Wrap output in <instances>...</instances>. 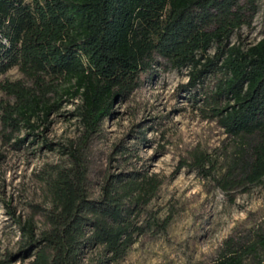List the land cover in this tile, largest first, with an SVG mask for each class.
<instances>
[{
	"label": "trees",
	"instance_id": "obj_1",
	"mask_svg": "<svg viewBox=\"0 0 264 264\" xmlns=\"http://www.w3.org/2000/svg\"><path fill=\"white\" fill-rule=\"evenodd\" d=\"M254 0H0V139L36 132L38 120L63 98L78 99L74 114L83 131L68 147L66 166L47 173L40 217L15 219L22 238L0 264H117L148 229L159 223L148 207L162 180L130 167V147L93 193L83 147L125 101L158 70L188 69L187 90L213 80L204 96L208 118L232 141L215 180L225 193L243 192L264 178V36L230 43L248 25ZM213 52L210 53V50ZM17 139L13 146H19ZM209 175L204 153L192 156ZM210 162V163H209ZM7 207L9 203H6ZM10 213L14 214L13 211ZM208 264H264V224L239 239H225Z\"/></svg>",
	"mask_w": 264,
	"mask_h": 264
},
{
	"label": "rangeland",
	"instance_id": "obj_2",
	"mask_svg": "<svg viewBox=\"0 0 264 264\" xmlns=\"http://www.w3.org/2000/svg\"><path fill=\"white\" fill-rule=\"evenodd\" d=\"M254 8L248 12L250 23L236 31L230 43L252 44L264 36V0H254ZM18 75L12 69L0 79ZM188 82L186 68L158 70L128 99L114 102V113L83 147L93 193L107 172L121 167L118 143L133 152L128 166L157 173L162 180L148 207L159 224L140 236L117 264H208L225 239H239L264 224V178L245 192L232 193L221 190L215 180L233 147L207 116L204 96L213 90V80L192 91L187 90ZM78 103L63 98L45 121L34 122V134L22 128L10 142L0 139V259L6 251L14 252L22 238L15 219L24 221L33 215L40 225L32 204L46 205L47 173L54 165L69 163L68 147L82 136L74 114ZM17 139L22 142L13 146ZM196 153L212 161L213 167L205 166L209 175L195 168ZM92 255L87 263H95L97 254ZM13 264H27V260Z\"/></svg>",
	"mask_w": 264,
	"mask_h": 264
}]
</instances>
